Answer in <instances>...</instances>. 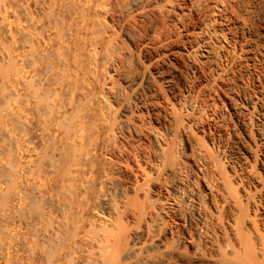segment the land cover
Instances as JSON below:
<instances>
[{
	"label": "bare ground",
	"instance_id": "1",
	"mask_svg": "<svg viewBox=\"0 0 264 264\" xmlns=\"http://www.w3.org/2000/svg\"><path fill=\"white\" fill-rule=\"evenodd\" d=\"M187 1L0 0V264H264V91L230 100L262 176L220 169L207 193L187 170L216 163L205 142L147 122L179 123L175 79L233 37L225 0Z\"/></svg>",
	"mask_w": 264,
	"mask_h": 264
},
{
	"label": "rangeland",
	"instance_id": "2",
	"mask_svg": "<svg viewBox=\"0 0 264 264\" xmlns=\"http://www.w3.org/2000/svg\"><path fill=\"white\" fill-rule=\"evenodd\" d=\"M185 2L188 3L187 0ZM223 7L222 16H220L224 24L223 29L226 33L233 32L229 44H226L225 50L218 55L209 74L208 70L205 72L196 67L187 69L188 67L181 66V73L186 69L179 75L180 79H177L179 76L177 80L175 79L177 96L176 94L172 96V93L168 94V98L178 108L180 118L184 115L181 112V106L185 100H192L191 102L200 112L201 117L193 121L184 119L185 122L181 118L179 123L174 124L167 120L162 107L156 112V116L151 114L152 116L148 117L145 112L147 122L163 135L168 146L185 148L186 140L177 130L183 123L187 124L192 132L205 142L215 157L216 163L208 164L198 160L193 161L194 163L189 161L191 163L188 162L189 166L187 165L189 167L187 170L191 172L192 184L203 193H207V189L215 185L220 169L230 176L235 172L240 173L241 170L251 165L261 176L263 174L256 160L259 153L251 157L246 150L247 140L242 129V118L234 112L230 100L237 99L242 94L259 98L264 91V0H225ZM254 14L257 20L251 19ZM198 18L195 19L198 20ZM172 25H175L174 30L171 31L165 27L164 36L166 34L169 37L177 32L181 36L184 34L179 24ZM160 26L164 27V24L160 22ZM182 37H184L183 40L177 43L184 48L183 45L187 44L188 39L185 35ZM210 85L215 86L213 93L208 90ZM180 122L181 125H179Z\"/></svg>",
	"mask_w": 264,
	"mask_h": 264
}]
</instances>
